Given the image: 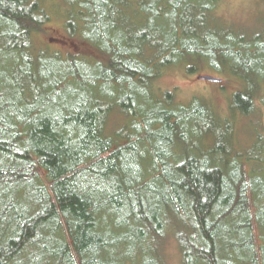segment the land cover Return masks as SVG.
<instances>
[{
    "label": "trees",
    "instance_id": "1",
    "mask_svg": "<svg viewBox=\"0 0 264 264\" xmlns=\"http://www.w3.org/2000/svg\"><path fill=\"white\" fill-rule=\"evenodd\" d=\"M69 2L59 51L33 39L40 0H0V264H170L172 247L179 264H264V163L228 158L229 122L152 84L204 62L245 79L233 108L250 114L264 19L236 29L220 0Z\"/></svg>",
    "mask_w": 264,
    "mask_h": 264
},
{
    "label": "rangeland",
    "instance_id": "2",
    "mask_svg": "<svg viewBox=\"0 0 264 264\" xmlns=\"http://www.w3.org/2000/svg\"><path fill=\"white\" fill-rule=\"evenodd\" d=\"M43 8L48 10L49 21L45 33L34 35L33 39L37 46L48 47L52 50L65 49L66 46L60 43H50L52 32L57 37L68 33L64 25L68 12L63 4L70 3L71 0H40ZM70 5V4H69ZM68 5V6H69ZM70 7V6H69ZM218 12L222 17L221 21L234 22L238 27L248 28L255 27L264 19V3L262 0H220ZM263 18V19H262ZM47 31V32H46ZM72 42L77 43L76 48L81 50L84 47L80 41L74 39ZM197 69L190 73L187 71V64L181 63L179 66H173L161 71L158 77L152 80L155 97L159 98L165 90L174 91L175 99L187 103L193 97H198L203 103H206L219 120L224 123L229 122L231 132L233 133L232 146L233 152L228 155L231 158L234 154L240 155L243 161H246L248 167L255 163L260 166L264 163V152L255 159H247L252 141L256 136H264V85L260 87L258 94L254 99V106L250 114L241 115V111L233 108V95L238 89L246 87L245 79L233 73H214L204 62H197ZM208 74L221 78V81H209L198 78V76ZM217 74V75H216ZM241 113V114H240ZM262 124V125H261ZM127 125L126 119L119 116L116 119L117 129ZM262 128V129H261ZM214 140V138H212ZM205 144L210 143L208 137L202 140ZM254 142V141H253ZM264 173V172H263ZM170 264H179L177 250L172 247L169 250Z\"/></svg>",
    "mask_w": 264,
    "mask_h": 264
},
{
    "label": "water",
    "instance_id": "3",
    "mask_svg": "<svg viewBox=\"0 0 264 264\" xmlns=\"http://www.w3.org/2000/svg\"><path fill=\"white\" fill-rule=\"evenodd\" d=\"M198 78L200 79H204V80H209V81H221V78L217 77V76H213V75H208V74H203L198 76Z\"/></svg>",
    "mask_w": 264,
    "mask_h": 264
}]
</instances>
